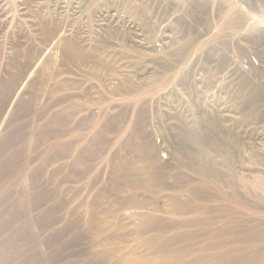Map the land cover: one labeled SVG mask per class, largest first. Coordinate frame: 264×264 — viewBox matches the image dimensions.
<instances>
[{
    "label": "rangeland",
    "instance_id": "rangeland-1",
    "mask_svg": "<svg viewBox=\"0 0 264 264\" xmlns=\"http://www.w3.org/2000/svg\"><path fill=\"white\" fill-rule=\"evenodd\" d=\"M192 1L0 0V264L225 261L231 199L251 210L259 191L246 181L264 172V0L189 13ZM216 44L237 83L240 72L258 82L259 100L235 109L228 76L211 70L217 56L200 63ZM191 56L190 95L173 71ZM176 118L219 176L188 162L197 147L177 138Z\"/></svg>",
    "mask_w": 264,
    "mask_h": 264
},
{
    "label": "bare ground",
    "instance_id": "bare-ground-1",
    "mask_svg": "<svg viewBox=\"0 0 264 264\" xmlns=\"http://www.w3.org/2000/svg\"><path fill=\"white\" fill-rule=\"evenodd\" d=\"M195 1H196V3H194ZM222 1L223 0H220V4H222ZM229 1H231V0H229ZM241 1H244V0H241ZM206 2H207V0H193L192 1V4L187 6L186 11H188L189 13H191V11L198 12V11H200L202 9V7L205 5ZM217 2H218V0H217ZM225 2H224V4H225ZM237 2H238V0H237ZM246 4L248 6V9L252 12L253 10L255 11L254 8H256L258 10V8H257L256 5L257 4L258 5H261L262 2L261 1H257V0H252L250 3L249 2H246ZM234 5H235V3H234ZM236 6H237V3H236ZM238 6L240 7V5H238ZM239 7L237 9L238 10V13H235V12L233 13L234 14L233 17H235L234 19H235V21H238V23L244 21V15L239 10L240 9ZM227 21L229 22L231 20L229 19ZM261 33L264 34L263 32H261ZM48 38L50 40L53 39L52 35H50ZM201 42L196 45V48H197V46H203V43H201ZM222 45L224 46V44H220V46L217 45V46L212 47V50L213 51L211 49H210L211 51L210 50L207 51V53H206L207 54L206 60L204 59L203 56H201L200 63L201 64L202 63L204 64V62L209 63L211 57L213 58L214 56H217L215 58V60H214V67H212L211 70L213 68L215 70L218 69V73H216L217 75L218 74H221L222 72H225V74L228 76L227 77L228 78V81H225L227 83L226 84V88L229 91V94L231 95L229 97L230 98V102L232 101V103H234V104L236 103L235 104V109L237 107L241 108L243 105H248V103H250V101H251L250 98H253L254 101L259 100V98L262 95L261 94L262 92H261V89L258 87V85H259L258 82H257V84H258L257 85L256 82H255V80H252L249 77V75H248L249 73L247 74L246 72L240 70V71L246 73V75L243 74V73H241V72L239 74L237 73L238 74V83H237V76L235 78V74H236V72L234 70L235 68H234L233 64H230V62L228 61L226 54H224V49H223ZM196 51H197V49L196 50H193V52H196ZM71 53L73 55H75L76 54V49L75 48H71ZM175 53H177L176 55H178V54L181 55V53L183 54V52H182L181 49H180L179 52H175ZM262 55L263 54H261V56ZM186 56H188V55H186ZM167 60H169V59H167ZM174 62H176V61H174ZM193 64H194V62H193V59H192V56H191L189 59L184 60L180 64L179 67H176V69H174V71H173V76L174 77L172 76L174 80L179 81L178 82V86L179 85L184 86L183 87V90L185 92H188L190 95L193 94V92H194V84L190 83V75H189L190 74V71H192L191 68H193L192 67ZM171 70H173V69H171ZM208 70H209V68H208ZM208 70H207V72H208ZM213 72H214V70H213ZM208 73H210V72H208ZM207 74L204 73V75H205L204 78L207 76ZM170 79H171V77H170ZM216 83H218L217 80H216ZM235 83H236V86L238 87V93H237L238 94V100L237 101H238L239 106L237 105V101H236V98L237 97H235V89H234ZM219 87L220 86L217 85L216 88L220 89ZM209 94L213 97V100L212 101H214V105L216 106V104L219 103L220 98H218V96H216L214 93H209ZM215 110L219 111V108L216 106L215 109H213V111H215ZM212 118L213 117H211V119L205 117L206 121H209L208 122V125H210L211 129L212 128H215V127H217V128L220 127L221 120L218 119L219 118V115H218V118L217 117H214V124H212ZM176 119L178 121V124L176 126H177V128H179L177 130L178 132L176 133L178 135L177 138L180 140V142L183 145H184V143L185 144L186 143L187 144L191 143L192 144V147L191 148H195V146L197 147L196 148V155L197 156L196 155H190V156H188V162L191 164L192 163L191 162L192 159L194 157H196L195 158L196 160L194 159L196 161L195 164L198 167L200 166V168H201L200 169L201 174L206 175L209 178L219 176L221 174L220 173V170H215L216 169L215 168L212 171L213 168L211 167V164H213V163L210 160L208 153L205 151V149H204V147L202 145L203 142L199 138H197L193 132H190L189 130H187V128H189V126L192 127V125L187 124L182 119H179V118H176ZM208 125H207V127H208ZM213 135H214V137H217L216 136L217 133H213ZM191 153H193V152H191ZM255 173L256 174H255L254 180H252L251 182L246 181L243 177H240L242 180L246 181L247 184L244 183V181L241 182L242 180L240 181L241 183H244L246 185H249L254 190L257 189V191H259L258 192L259 194H256V193H252L251 194L252 195V198H250V199H251V202L253 203V205H252L253 208H251V210H248V208L245 205L246 202H244L243 199L241 198V196L237 195V193H236V197H232L231 200L233 201L234 204H237L238 203L239 208H241V209L238 208L237 218L236 219H233L232 221L231 220H228V222L225 221L224 224L222 223L223 224V225H221L222 227L220 226L221 228H219V230H218L219 231V234H218L219 237H225V239L228 241L227 244L226 243L224 244L225 247H228L229 248L228 249V255L226 256V258H224L225 261L223 260L224 262H221L222 260L220 258L218 260H214L213 259V260H209V261H206V262L205 261H200L199 263H195V264H264V172H255ZM244 184H242V185H244ZM242 185H240V186H242ZM244 187H246V186H244ZM250 187H248V188H250ZM234 191L237 192V190H234ZM197 192H198L197 194H200L199 191H197ZM238 193H239V191H238ZM235 214H236V212H235ZM229 215H231V214H229ZM245 241H248V242H245ZM250 242L251 243H255V244L256 243H259V244L256 245V246L253 245L255 248L250 246L251 248H254L253 249L254 251L252 252V255L250 257H247L246 255H245L246 257H242V256L240 257L239 255L241 253H243L242 252L243 251V246L240 245V244L250 243ZM142 243L144 245H146V247H148L151 250L152 249L154 251H157L158 250L157 245L154 242H152V241L144 240V241H142ZM230 244H238V245H236V247H234V246H228ZM122 264H138V262H137V260H135V259L132 258V259H126L125 261H123ZM165 264H179V263H178L177 259L171 260L169 258V261L165 262Z\"/></svg>",
    "mask_w": 264,
    "mask_h": 264
},
{
    "label": "built area",
    "instance_id": "built-area-1",
    "mask_svg": "<svg viewBox=\"0 0 264 264\" xmlns=\"http://www.w3.org/2000/svg\"><path fill=\"white\" fill-rule=\"evenodd\" d=\"M159 46V45H158Z\"/></svg>",
    "mask_w": 264,
    "mask_h": 264
}]
</instances>
